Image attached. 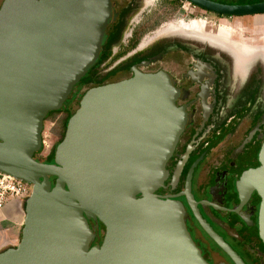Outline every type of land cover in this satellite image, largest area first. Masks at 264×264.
<instances>
[{"label": "water", "instance_id": "95a60500", "mask_svg": "<svg viewBox=\"0 0 264 264\" xmlns=\"http://www.w3.org/2000/svg\"><path fill=\"white\" fill-rule=\"evenodd\" d=\"M187 1L221 15L264 14V1ZM111 16V0H4L0 7V171L32 186L20 241L0 251V264H210L183 204L156 193L187 121L166 72L134 68L130 78L91 87L55 162L35 157L46 115L97 63ZM259 158L241 185L261 197L264 242V142ZM90 219L105 226L102 244L92 245Z\"/></svg>", "mask_w": 264, "mask_h": 264}, {"label": "flooded vegetation", "instance_id": "af4514ba", "mask_svg": "<svg viewBox=\"0 0 264 264\" xmlns=\"http://www.w3.org/2000/svg\"><path fill=\"white\" fill-rule=\"evenodd\" d=\"M111 1L112 16L99 59L60 109L66 104L78 108L88 89L130 78L134 68L146 73L166 72L177 89L176 104L186 112L187 121L166 164L167 178L156 193L183 204L186 226L210 264H237L213 234L245 264H264L259 230L261 197L241 185L244 173L260 165L264 142V45L248 43L239 31L242 41L253 46V51L245 54L218 37L179 27L177 21L168 29L185 35L164 34L145 43L143 39L157 24L155 20L149 22L152 15L139 11L148 0ZM167 2L172 8L179 4V0ZM255 2L260 1L223 3ZM211 13L226 20L254 16ZM251 30L257 34L256 29ZM192 33L198 39L187 36ZM260 39L264 42V35ZM101 66L109 67L103 77L98 75ZM39 161L54 163L55 156ZM89 223L96 233L92 245L102 244L105 226L94 219Z\"/></svg>", "mask_w": 264, "mask_h": 264}, {"label": "rangeland", "instance_id": "374dc122", "mask_svg": "<svg viewBox=\"0 0 264 264\" xmlns=\"http://www.w3.org/2000/svg\"><path fill=\"white\" fill-rule=\"evenodd\" d=\"M2 1L3 0H0V3ZM147 3H148V5L144 4L143 7L141 8V10L139 9V11L142 12L143 10H145L146 13H148L149 15H152L149 22H152L155 20V22L157 24L155 26L156 29L154 28L155 31L152 32L151 34H149L146 37L147 39H143L145 43L152 41L153 39H156V38H158L164 34H168V35L182 34V35H185L184 33H182L183 31L180 32V31L169 30L168 29L169 24H171L175 21H179V20H184L186 22L192 20V23H195L196 21H193V20L197 19V18H204L207 20L206 21L207 22L206 30L208 32L213 31L215 33H218V32H220L219 28H218L219 26L223 27V28L228 26L227 28L231 27V28H233V30L235 29L234 31L237 32L238 34H240L239 31L244 33L243 35L245 37V40L248 43H252V44H256V45H263V43H264L260 39V36L264 35V31L262 29V26L264 27V16L263 15H261V16L260 15H254V16H244V17H233V18L226 20V19H220L216 15H214L213 13L207 12L206 10L199 8L197 6H194L193 4L191 6L190 3L187 2L186 0H179V6L177 8H172L171 6H169L167 0H148ZM224 25H226V26H224ZM179 27H185V26L179 25ZM251 29H256L257 34H254L253 30H251ZM193 30H194V28H193ZM150 32L151 31H149L148 33H150ZM248 35L250 37H247ZM187 36L197 38V36L194 35L193 33H192V36L190 34L189 35L187 34ZM251 39H255L256 41L252 42ZM199 40H201V39H199ZM202 41H205V40L202 39ZM205 42L209 43L208 41H205ZM214 45H216V44H214ZM217 46H219V45H217ZM255 54L256 53L254 52L251 55L248 62H250L252 60V58ZM110 65H113V62H111ZM106 68H109V67H102L101 66L99 68L98 75L100 77L104 76V74L106 72ZM66 106H68V104H66ZM69 107L74 109V110L77 109L76 104H74V105L70 104ZM62 112L57 114L55 119H52V117L51 118L49 117L45 122V128L43 131V146H42L41 150L36 153V156L39 160H44L48 156H50V154L56 149L57 145L59 144L58 143L59 142L58 136L55 134L54 128L56 125L55 124L56 119H58L60 116H62V114H63ZM12 201L17 202L18 200H12Z\"/></svg>", "mask_w": 264, "mask_h": 264}, {"label": "crops", "instance_id": "0c3cea01", "mask_svg": "<svg viewBox=\"0 0 264 264\" xmlns=\"http://www.w3.org/2000/svg\"><path fill=\"white\" fill-rule=\"evenodd\" d=\"M24 221V207L11 201L0 209V251L16 246L20 241Z\"/></svg>", "mask_w": 264, "mask_h": 264}, {"label": "bare ground", "instance_id": "6f19581e", "mask_svg": "<svg viewBox=\"0 0 264 264\" xmlns=\"http://www.w3.org/2000/svg\"><path fill=\"white\" fill-rule=\"evenodd\" d=\"M193 21H196L195 23H192L191 21H184V20H179L176 22V25H182L185 26L184 28H188V29H193L194 31H197L198 33H201L203 35H207L210 37H218L219 39H221L222 41L226 42L227 44L231 45L233 48H235L237 51L242 52V53H249L251 51H253V46H249L248 44H246L245 42L242 41V36L240 34H238L237 32H235L233 30V28L229 27H218L219 31L218 33H215L213 31H207L206 27H207V20L204 18H197L194 19ZM193 27V28H192ZM215 31V30H214ZM217 31V30H216ZM264 40V39H263ZM264 45V44H263Z\"/></svg>", "mask_w": 264, "mask_h": 264}, {"label": "built area", "instance_id": "2783aa9c", "mask_svg": "<svg viewBox=\"0 0 264 264\" xmlns=\"http://www.w3.org/2000/svg\"><path fill=\"white\" fill-rule=\"evenodd\" d=\"M32 186L28 182L11 174L0 171V209L12 200H18L25 207L26 199L31 194Z\"/></svg>", "mask_w": 264, "mask_h": 264}, {"label": "trees", "instance_id": "16d2710c", "mask_svg": "<svg viewBox=\"0 0 264 264\" xmlns=\"http://www.w3.org/2000/svg\"><path fill=\"white\" fill-rule=\"evenodd\" d=\"M216 1L229 2L230 0H216ZM248 1L250 2V1H261V0H248ZM178 6L179 4H177V6L175 5V8H177ZM60 112H62L63 114L58 119H56V122H55L56 125L54 128V132L58 136L59 142L63 140L65 133H66L68 121L75 111L72 110V108H70L69 106H66L63 109L51 111L49 114V117L50 118L52 117V119H55L57 114H59ZM54 156H55V150L50 154L49 158L53 159Z\"/></svg>", "mask_w": 264, "mask_h": 264}]
</instances>
